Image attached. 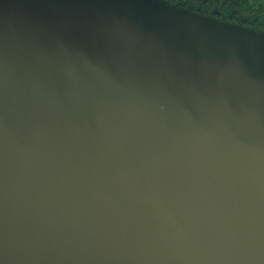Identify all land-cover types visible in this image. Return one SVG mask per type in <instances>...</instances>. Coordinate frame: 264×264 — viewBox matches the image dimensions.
<instances>
[{
  "label": "water",
  "instance_id": "1",
  "mask_svg": "<svg viewBox=\"0 0 264 264\" xmlns=\"http://www.w3.org/2000/svg\"><path fill=\"white\" fill-rule=\"evenodd\" d=\"M0 264H264V32L0 0Z\"/></svg>",
  "mask_w": 264,
  "mask_h": 264
},
{
  "label": "flooded vegetation",
  "instance_id": "2",
  "mask_svg": "<svg viewBox=\"0 0 264 264\" xmlns=\"http://www.w3.org/2000/svg\"><path fill=\"white\" fill-rule=\"evenodd\" d=\"M196 12L217 17L237 24L258 19L254 22L264 29V0H173ZM228 22V21H227ZM261 29V30H262Z\"/></svg>",
  "mask_w": 264,
  "mask_h": 264
},
{
  "label": "trees",
  "instance_id": "3",
  "mask_svg": "<svg viewBox=\"0 0 264 264\" xmlns=\"http://www.w3.org/2000/svg\"><path fill=\"white\" fill-rule=\"evenodd\" d=\"M160 1H165V2H167V3L171 4V5H174L176 7L183 8V9L189 10L191 12H194V13H197V14H201V15H204V16L216 19V20H220L217 17H213V16H209V15H206V14H202V13L196 12L195 10L190 9L188 7H185V6H182L181 4H178V3L174 2L173 0H160ZM220 21H223V20H220ZM227 21H224V22L236 24V25L242 26V27H244L246 29L253 30V31H256V32H264V29L257 27L255 25V23H254V22H259L258 19H255V20L252 19V20H249L248 22H242V23H239V24H237L235 22H232V21L230 22L229 20H227Z\"/></svg>",
  "mask_w": 264,
  "mask_h": 264
}]
</instances>
